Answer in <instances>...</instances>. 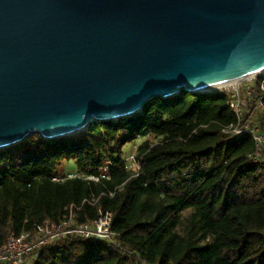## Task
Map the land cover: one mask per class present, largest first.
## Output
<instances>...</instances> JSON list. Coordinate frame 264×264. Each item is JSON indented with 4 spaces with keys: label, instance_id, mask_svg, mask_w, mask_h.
I'll use <instances>...</instances> for the list:
<instances>
[{
    "label": "trees",
    "instance_id": "obj_1",
    "mask_svg": "<svg viewBox=\"0 0 264 264\" xmlns=\"http://www.w3.org/2000/svg\"><path fill=\"white\" fill-rule=\"evenodd\" d=\"M228 98L225 91L156 96L135 117L50 139L32 134L0 149V244L47 218L60 221L76 205L75 222L110 211L115 240L67 235L31 253L28 264H264V167L250 156L249 136L224 132L237 120ZM140 138L141 169L133 172L125 147ZM68 160L83 176L59 174Z\"/></svg>",
    "mask_w": 264,
    "mask_h": 264
},
{
    "label": "water",
    "instance_id": "obj_2",
    "mask_svg": "<svg viewBox=\"0 0 264 264\" xmlns=\"http://www.w3.org/2000/svg\"><path fill=\"white\" fill-rule=\"evenodd\" d=\"M264 73V0H0V149Z\"/></svg>",
    "mask_w": 264,
    "mask_h": 264
},
{
    "label": "built area",
    "instance_id": "obj_3",
    "mask_svg": "<svg viewBox=\"0 0 264 264\" xmlns=\"http://www.w3.org/2000/svg\"><path fill=\"white\" fill-rule=\"evenodd\" d=\"M260 75L258 92L254 81L257 76H252L243 80L253 81L244 86H240L238 81L228 89H208L204 92H228L229 98L226 105L236 115V122L229 124L223 130L230 136H249L254 141V151L251 153L252 159L259 166L264 167V73ZM251 105L249 119L244 118V111L247 105ZM136 147L125 158L126 168L133 172H139L140 163L136 158ZM106 171V168H104ZM69 177L83 176L81 174H70ZM102 177L105 174L101 175ZM86 178L97 181V176H87ZM79 207L70 205L60 221L50 218L35 224L32 228L22 231L20 234L10 233L5 242L0 244V264H28L27 257L34 251L50 244L67 235H77L86 239L107 240L113 242L115 233L111 229L112 213L107 210H98L97 216L86 222H75L74 210ZM142 264H149L142 261Z\"/></svg>",
    "mask_w": 264,
    "mask_h": 264
},
{
    "label": "rangeland",
    "instance_id": "obj_4",
    "mask_svg": "<svg viewBox=\"0 0 264 264\" xmlns=\"http://www.w3.org/2000/svg\"><path fill=\"white\" fill-rule=\"evenodd\" d=\"M255 80H253V81H255ZM253 81L239 80L238 83L242 87V86L246 85L247 83H250ZM221 88L223 90L228 89V86H224ZM229 88H230V86H229ZM141 141H142V139L140 138V139H137L134 143L128 144L125 147V156H128L134 150V148L140 144ZM57 171L59 172V174H63V175H67L68 173H71V172H76L75 162L73 160L64 161L57 168ZM192 211H193L192 208H188V209L184 210L183 212H181V214H180V223L178 225L177 231L181 235H185L187 233L188 218H189L190 214L192 213Z\"/></svg>",
    "mask_w": 264,
    "mask_h": 264
},
{
    "label": "bare ground",
    "instance_id": "obj_5",
    "mask_svg": "<svg viewBox=\"0 0 264 264\" xmlns=\"http://www.w3.org/2000/svg\"><path fill=\"white\" fill-rule=\"evenodd\" d=\"M235 82H237V81H231V82H227V83H223V84H217V85L208 87L207 89H217V88L224 87V86H231Z\"/></svg>",
    "mask_w": 264,
    "mask_h": 264
},
{
    "label": "crops",
    "instance_id": "obj_6",
    "mask_svg": "<svg viewBox=\"0 0 264 264\" xmlns=\"http://www.w3.org/2000/svg\"><path fill=\"white\" fill-rule=\"evenodd\" d=\"M73 173H75V172L68 173L67 175H70V174H73Z\"/></svg>",
    "mask_w": 264,
    "mask_h": 264
}]
</instances>
